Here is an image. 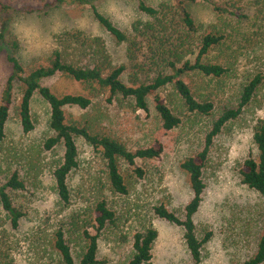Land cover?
Instances as JSON below:
<instances>
[{"label":"rangeland","instance_id":"1","mask_svg":"<svg viewBox=\"0 0 264 264\" xmlns=\"http://www.w3.org/2000/svg\"><path fill=\"white\" fill-rule=\"evenodd\" d=\"M9 1L34 10L0 14L5 38L18 40V58L27 71L48 65L55 50L63 51L74 64L90 62L79 54L78 47L61 41L65 32H81L89 41L95 37L102 40L112 65L124 67L121 81L126 86L136 81H150L159 72L168 74L164 63L154 62L153 56H162L171 47L165 44L158 47L148 37L132 32L134 23L153 21L137 10L136 0L93 1L102 15L135 41L137 53L133 60L128 57V43L117 42L101 28L88 6L43 9L38 0ZM144 1L150 6H171V0ZM186 6L197 33L189 36L191 43L190 47H184L185 59L193 61L203 35L216 33L223 37L221 44L203 59L225 70L220 78L197 71L181 77L195 99L212 104L211 113L208 116L189 113L173 85L168 84L159 90V95L180 119V124L165 131L151 98L147 100L148 111L144 112L136 109L133 99L110 97L108 91L95 83H77L65 76L42 81L56 96L90 99L91 105L85 110L64 108L66 122L87 125L91 132L108 136L132 152L155 142L161 144L163 152L157 159L135 160V167L145 173L141 178L133 173V167L120 161L119 170L128 189V195L121 196L109 189L100 149L77 138L78 167L68 176L70 203L62 207L52 174L62 160L63 146L60 144L50 151L44 149V142L52 136L48 105L38 95L33 97L34 129L29 134H23L13 110L6 124L5 139L0 144V182L13 171L25 182L24 192L11 193L13 204L24 217L14 231L0 206V264H62L53 248L54 231L72 217L91 211L95 202L102 199L115 212L117 226L99 237L98 264H124L130 253L132 234L146 227L157 232L151 251L153 264H192L181 227L158 219L153 209L162 205L178 217L183 216L192 191L180 164L203 150L213 123L225 110L237 108L243 87L258 78L259 84L249 104L212 139L203 172L202 201L193 216L199 237L206 231L211 232L202 250L201 264H243L255 254L264 223V198L240 182L238 170L246 158H256L252 137L258 121L264 123V0H197ZM171 21L173 30L184 36L179 19L171 16ZM6 56L3 48L0 96L11 74ZM82 247L78 237L70 239L75 261Z\"/></svg>","mask_w":264,"mask_h":264},{"label":"trees","instance_id":"2","mask_svg":"<svg viewBox=\"0 0 264 264\" xmlns=\"http://www.w3.org/2000/svg\"><path fill=\"white\" fill-rule=\"evenodd\" d=\"M43 9H51L58 6H75L74 8H90L93 19L117 42L128 43V57L135 59L137 47L134 40H130L124 32L114 26L112 22L102 15L95 5L94 0H38ZM197 0H171V6L160 4L150 6L144 0H136L139 12L152 19V22H136L132 26V32L136 36L148 37V40L157 43L158 47H171L162 56L154 55V62H163L168 74L159 72L150 81L132 82V86H126L121 81L124 73L123 66H114L111 63L104 43L95 37L87 40L81 32H65L61 41L68 46L78 47L79 54L84 55L86 62L83 65L72 63L61 50L52 52L48 65L37 66L25 70L18 58L19 43L15 38H5L4 24L0 20V53L5 48L7 51V62L11 67V74L6 80L4 89L0 96V144L5 139L6 124L13 110L16 111L23 134H29L34 129L31 115V102L38 95L49 107V129L52 136L44 142V149L52 150L58 145L63 146V156L60 164L53 170L54 190L59 204L67 207L70 203V191L67 184L68 176L78 167V149L75 143L81 138L93 148H99L101 159L104 163L106 179L109 189L118 195H128L127 185L120 173L119 163L125 162L133 167V173L141 178L144 171L135 167V160H153L161 156L163 147L158 142L154 145L137 149L132 152L127 150L116 140L91 132L87 125L80 126L76 123L66 122L64 108L76 107L81 110L91 105L90 99L83 96L63 95L56 96L51 90L42 84V81L56 76H65L77 83H95L109 92L110 97H121L133 99L134 106L138 110L148 111V98L152 99L155 111L159 115L163 130L170 131L180 124V119L175 116L171 109L164 103L159 95V90L168 84L173 85L177 94L182 99L189 113L208 116L212 111L210 102H200L192 95L189 87L181 79L182 76L197 71L205 76L220 78L225 70L218 64L203 62L208 52L218 47L223 41L222 35L207 33L199 40V49L193 61L185 59V48L190 47L191 34L197 33V27L186 6ZM207 1V0H204ZM212 7L217 8L211 4ZM25 11L31 13L34 10L15 6L9 0H0V14L8 11ZM171 16L179 19L183 35L173 30ZM174 39L169 44V40ZM183 48V49H182ZM182 49V50H181ZM163 57L162 60L160 58ZM153 62V63H154ZM152 63V64H153ZM259 79L256 78L247 83L240 96L239 104L235 109L225 110L213 123L212 130L206 136L205 146L200 152L187 157L181 164V170L187 175L192 198L184 208L182 217L167 210L164 206L155 207L154 216L172 225L181 227L183 240L191 258L192 264H201L202 250L210 240L211 232L206 231L202 236L195 232L193 216L196 214L205 188L203 172L207 162L209 147L212 139L217 136L224 125L239 117L242 109L249 104L255 93ZM19 86V87H17ZM19 88V89H18ZM19 91V95L16 91ZM253 144L257 150L256 158L248 157L241 164L238 175L240 182L248 189L255 191L264 198V123L258 121L254 133ZM25 182L20 178L17 171L11 172L0 182V206L5 212L12 230H17L22 211L12 201L11 193L24 192ZM117 218L115 212L108 206L105 200H97L91 211L72 217L68 223H61L53 234V248L59 255L62 264H98L97 250L98 239L106 231L115 229ZM78 237L82 243L81 253L75 261L71 254L70 239ZM157 238V232L152 227H146L135 231L131 236L130 253L124 264H153L152 247ZM264 263V223L262 232L257 242L256 252L243 264Z\"/></svg>","mask_w":264,"mask_h":264}]
</instances>
